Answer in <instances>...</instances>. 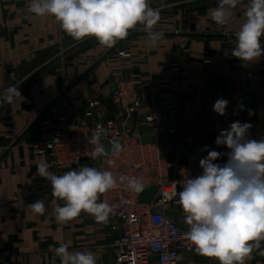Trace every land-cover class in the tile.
<instances>
[{"label":"crops","instance_id":"1","mask_svg":"<svg viewBox=\"0 0 264 264\" xmlns=\"http://www.w3.org/2000/svg\"><path fill=\"white\" fill-rule=\"evenodd\" d=\"M149 2L151 7L159 5L157 8L166 11L176 6L174 25L168 26L175 30H159L171 34L153 46L142 29H134L133 33L141 34L128 35L108 48L92 36L74 40L54 17L31 14L28 0H0V93L23 80L19 85L21 97L11 104L0 102V264H59L55 248L61 243H67L70 251H92L97 264H118V233L111 229V222L100 227L85 212L66 224L56 222L53 208L63 201L52 196L50 181L37 175V165H49V156L37 154L32 148L63 129L65 122L95 123L109 118L115 82L131 80L138 86L144 105L135 115V123L148 138L152 131L145 116L153 111L171 116L175 130L165 142L168 150L182 148L184 153L185 137L194 131L210 150L227 153L205 137L199 118L206 94L216 91L223 95L229 87L238 88L245 96V122L252 125L248 138L264 139V55L252 62L241 61L232 56L235 38L219 36L233 35L238 30L248 1L242 0L234 10V22L223 27L210 16L218 0ZM97 62L86 78L48 109L56 97L66 92L68 83ZM222 71L231 76L220 78ZM93 101L99 105L90 116L87 113ZM220 159L227 160V155ZM84 166L92 164L86 160L76 170ZM48 170L62 175L74 169L49 165ZM38 200L45 201V215L35 214L28 207ZM172 213L181 221L176 209ZM261 250L264 241L245 264H264ZM178 264L219 261L194 250L184 253Z\"/></svg>","mask_w":264,"mask_h":264},{"label":"clouds","instance_id":"2","mask_svg":"<svg viewBox=\"0 0 264 264\" xmlns=\"http://www.w3.org/2000/svg\"><path fill=\"white\" fill-rule=\"evenodd\" d=\"M242 0H218L210 10L211 19L218 26L234 22V10ZM28 11L37 17L52 16L59 27L74 40L95 37L100 45L113 47L125 39L129 31L138 25L147 34L152 45L164 38L163 31L154 27L160 20V9L150 6L149 0H28ZM227 34V33H226ZM235 47L232 56L241 61L252 62L264 55V0H248L244 6L243 21L233 33ZM10 85L0 93V102L13 103L21 97L19 85ZM229 101L218 98L213 111L226 115ZM238 110L244 105L238 104ZM249 110V115H252ZM250 123L235 121L229 129H222L216 145L226 146L229 151L221 153L204 146L207 156L199 161L201 175L188 178L178 193L177 203L185 214L184 222L189 226L187 239L200 255L215 258L219 264H245L254 249H260L264 241V139H249ZM98 129L89 143L95 145L91 156L96 159L108 155L100 142ZM110 151L118 154L121 144L112 141ZM227 155V162L216 163ZM49 165L39 163L37 175L50 181L52 196L58 201L53 208L55 220L66 224L79 217L82 212L90 214L97 222L106 223L112 211L107 202H98L101 194L117 186V178L109 170L96 167H81L79 170L51 173ZM126 182L129 191L139 193L144 189L141 178L119 176ZM175 195V193H174ZM32 212L45 215L44 200L28 206ZM164 221L163 217L154 218ZM264 256V250L260 251ZM59 264H97L90 250L70 251L67 243L55 248Z\"/></svg>","mask_w":264,"mask_h":264},{"label":"built area","instance_id":"3","mask_svg":"<svg viewBox=\"0 0 264 264\" xmlns=\"http://www.w3.org/2000/svg\"><path fill=\"white\" fill-rule=\"evenodd\" d=\"M229 76L230 72L222 73L223 78ZM112 93L114 107L109 118L95 123L65 122L63 129L54 132L49 139L35 143L32 148L37 154H47L51 166H70L76 170L87 160L92 167L109 170L117 178V186L101 194L98 202H107L112 208L107 222H111V229L118 233L115 240L118 264H178L184 253L195 250L187 239L189 226L185 224V214L177 203L179 188L182 190L188 178L202 174L199 161L207 156V152L202 150L207 144L192 131L185 137L184 153L182 148L166 149L165 142L175 130L171 116L161 111H153L145 116L152 131L151 138H148L135 123V115L144 105L136 83L131 80L115 82ZM221 97L229 101L224 116L213 111L215 101ZM241 103L244 105L242 111L238 110ZM98 105V101L90 102L87 114L93 116ZM247 118L245 96L238 88H227L225 96L209 91L202 104L199 128L207 139L215 142L222 129H229L235 121L244 123ZM98 129H103L100 133L101 144L104 145V141L110 145L112 141L121 143L118 154L108 153L92 158L95 145L89 140ZM220 147L225 152L229 151L226 146ZM171 151L176 152L174 162L168 160ZM179 159L182 160L177 169L179 178L171 179L169 170L177 165ZM226 162L223 159L216 161L219 164ZM121 175L141 178L144 189L157 185L153 198L142 201V191H129L126 182L119 181ZM172 209L178 211L181 221L172 213ZM157 216L163 217L164 221L155 220ZM107 222L97 223L105 227Z\"/></svg>","mask_w":264,"mask_h":264},{"label":"water","instance_id":"4","mask_svg":"<svg viewBox=\"0 0 264 264\" xmlns=\"http://www.w3.org/2000/svg\"><path fill=\"white\" fill-rule=\"evenodd\" d=\"M165 33V32H164ZM136 34H141V33H132L131 35L129 36H132V35H136ZM171 33H165V35H169ZM184 35H189V36H201V35H198V34H184ZM210 36V35H209ZM219 36H225V37H234V35H219ZM261 40H264V38H261ZM117 47V46H116ZM116 47H114L113 49H115ZM112 51V50H111ZM110 51V52H111ZM98 64L95 63L93 64L87 71H85L84 73H82L80 76H78L77 78H75L67 87L66 89V92L64 93H61L58 97H56L48 106V109L53 107L58 101H60L68 91H70L71 89H73L81 80H83L84 78H86L88 76V74L90 73V71H92L96 65ZM223 95L225 96L226 95V89H224V92H223ZM121 144V143H120ZM104 146L106 147V150H108V153H112L110 151V148H111V145L109 144L108 141H104ZM176 159V152L175 151H171L169 154H168V160L169 162H174ZM182 164V160L179 159L178 160V163L177 165H173L169 172H170V178L171 179H178L179 178V175H178V172H177V169L180 168ZM157 189V185H152L151 187H148L146 189H144L142 191V194H141V200L142 201H150L154 194H155V191ZM179 191H182L181 188H179Z\"/></svg>","mask_w":264,"mask_h":264},{"label":"rangeland","instance_id":"5","mask_svg":"<svg viewBox=\"0 0 264 264\" xmlns=\"http://www.w3.org/2000/svg\"><path fill=\"white\" fill-rule=\"evenodd\" d=\"M246 1H248V0H246ZM159 5H156L155 7H153V8H157ZM174 7H176L175 5L174 6H172V8H169L168 9V11H166V10H161V8H159L160 9V20H159V22L157 23V25L154 27V30H156V31H159V30H175L173 27H168V26H173L174 25V18H173V9H174ZM172 9V10H171ZM170 10V11H169ZM172 11V12H171ZM169 13L170 14H172V17L169 15ZM140 29H142V26H140V25H138L136 28H135V30H140ZM134 29H132V30H130L129 31V35H131L134 31H135ZM137 33V32H136ZM137 35V34H136ZM129 37H132V36H128V38ZM112 52V51H111ZM110 52V53H111ZM122 53H124V52H122ZM223 72H225V71H222V72H220L219 73V76H220V78H222V79H228L230 76H231V73H230V76L229 77H227V78H223L222 77V73ZM228 72V71H227ZM120 81H122V80H120ZM72 82V81H71ZM70 82V83H71ZM70 83H68V85L70 84ZM68 85H67V87H68ZM67 89V88H66Z\"/></svg>","mask_w":264,"mask_h":264}]
</instances>
